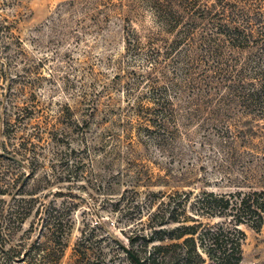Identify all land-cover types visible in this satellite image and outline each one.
Wrapping results in <instances>:
<instances>
[{
    "label": "rangeland",
    "instance_id": "obj_1",
    "mask_svg": "<svg viewBox=\"0 0 264 264\" xmlns=\"http://www.w3.org/2000/svg\"><path fill=\"white\" fill-rule=\"evenodd\" d=\"M171 6L183 32L208 8L206 40L175 48ZM85 104L99 145L67 135L78 179L48 195L71 209L60 264H75L79 241L81 264H140L177 193L264 191V0H0V121L27 114L17 128L29 132L33 118H80ZM40 158L51 166L50 151ZM240 229V264H264V225Z\"/></svg>",
    "mask_w": 264,
    "mask_h": 264
},
{
    "label": "trees",
    "instance_id": "obj_2",
    "mask_svg": "<svg viewBox=\"0 0 264 264\" xmlns=\"http://www.w3.org/2000/svg\"><path fill=\"white\" fill-rule=\"evenodd\" d=\"M169 9L172 17H168L165 25H168V33L174 31L177 34L175 48L183 42L189 45L187 37L192 45L195 38L206 40L207 29L202 22L208 8L197 14L200 21H192L185 32L176 30L179 20L175 16L178 14L172 6ZM157 100L155 105L160 110V121L155 128L165 131L166 116L162 111L169 105L161 98ZM83 108L80 118L71 117L67 110L66 116H62L63 122L33 118V123L26 124L29 132L25 126L17 128L21 119L29 121L32 118L27 114H5L6 118L0 121V264H60L64 257L72 230L71 209L49 200L48 195L61 197V189L53 191L51 187L65 182L64 178H68L69 183L78 179L72 176L78 162L67 135H77L78 139L81 135L83 147L80 148L85 150L89 149L88 142L99 145L98 137H87L92 134V123L98 110L88 104ZM1 111L0 106V115ZM65 122L69 124H63ZM146 132L151 131L147 128ZM47 138L45 148L36 145L43 144ZM49 151L53 159L51 166L45 167L40 164L43 159L39 157ZM24 168L29 170L28 173ZM37 174L41 176L40 181H36L37 187L29 185L26 178H36ZM189 194L177 193L184 196L180 205L172 207L168 203V214H162L160 221L151 225L152 232L146 244H156L140 264H240L245 237L240 227L247 225L259 230L264 225V191L217 194L203 190L192 194V200ZM187 209L191 214H186ZM215 220L214 224L208 223ZM79 245L80 241L74 250L75 264H81L86 257Z\"/></svg>",
    "mask_w": 264,
    "mask_h": 264
}]
</instances>
